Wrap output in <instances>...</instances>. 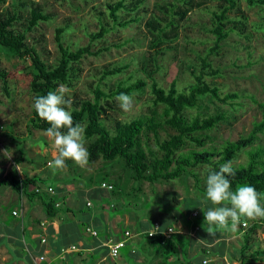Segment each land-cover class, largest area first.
I'll return each instance as SVG.
<instances>
[{
	"label": "trees",
	"instance_id": "1",
	"mask_svg": "<svg viewBox=\"0 0 264 264\" xmlns=\"http://www.w3.org/2000/svg\"><path fill=\"white\" fill-rule=\"evenodd\" d=\"M243 1L248 7L259 9L260 23L264 26V0ZM145 2L146 0H113L104 3L101 10L93 8L98 28L86 34L87 45L79 46L74 50L63 45L60 37L63 31L57 29L56 42L60 56L54 66L46 65L37 50L24 42L25 31L37 26L39 21L51 19L52 15L45 14L39 8H32L24 31L18 32L13 29L15 15L5 10L0 12V49L10 56L30 61L32 70L29 90L33 94L34 102V97L46 95L54 91L58 85L62 84L68 89L74 88L80 79L79 66L82 59L86 56L98 55L106 49L100 48L92 51V44L97 40H102L115 28H126L130 24L139 23L142 21V16H146L143 23L147 36L146 50L137 68L145 77L139 76L134 81H131L130 77L129 80L117 81L114 85H110L106 83V80L122 73L128 66L105 67L92 87V98L74 99L69 108L65 106L66 110L71 113L74 124H80L85 129V147L89 152V162L98 159L105 162L119 161L124 175V178L117 177L118 182L122 181L119 186L121 190L128 180H132L136 185L141 182L154 185L155 183H168L184 175L191 176L194 186L199 189L197 167H204L206 179L207 169L218 171L230 160L236 173L234 177H229L233 190L238 185H250L258 192L264 193V145L254 147L258 139L257 135L264 134V104H258L261 119L253 124L246 136L235 141L226 140L217 148L205 146L207 141H211L208 133L224 122L226 116L219 111L212 114L205 113L207 110L203 107L202 100L208 97L221 105H233L238 97L234 92L222 93L216 84L206 82L204 76L217 75V71L208 62V55L215 53L231 33L238 36L246 34L247 18L240 9V0H152L149 9H144ZM3 3L4 0H0V6ZM209 3L215 5L214 10L210 11L208 30L213 36V46L208 49L207 56L198 57L199 70L192 73V83L183 89H178L176 81L173 80L168 88H162L155 80V74L160 70V59L174 49L173 44L179 39L180 29L189 20V14L195 10H208L206 5ZM141 12L144 14L140 15ZM231 13L234 15L233 18L229 16ZM145 78L149 80L151 102L148 114L136 116L128 121L109 120L108 112L115 109L111 105L114 99L121 93L130 96L143 94L147 86ZM0 81L3 91L9 95L7 72L4 69H0ZM102 83L105 85L104 89ZM190 110L197 111L195 115H188ZM31 113V127L45 132L50 125L38 117L33 107ZM106 119H108V124L110 121V127L107 126ZM161 129H170L171 132H166V137L161 138L159 133ZM151 140L155 148L150 146ZM242 151L246 155V161L244 164L235 166L233 161ZM103 177L105 180L109 175L104 173L102 179ZM107 183L113 186L111 192L117 194L121 192V190H116L117 182ZM0 184H9L13 190L24 194L27 198L42 195V190L35 192L33 189L34 186L40 184V179L35 177L17 179L14 175L1 181ZM50 186L54 189L51 184ZM138 190L136 188V191ZM200 191L205 194L204 190L200 189ZM49 196V199L44 202V209L50 216L56 211L54 210V205L57 206L54 202L56 191L54 195ZM195 203L197 207L192 209L190 215L196 210L198 216L195 219H204V214L199 209L202 207L201 203ZM261 203L264 204V199ZM203 207V210L207 211L215 206L208 203ZM258 227L264 229V218H259L252 224L247 223L245 229L238 226L236 232L241 233L239 254L235 257L238 264H253L256 261L264 263V247L250 251L251 237ZM144 236L150 239V245L158 248L161 254H178L180 250L183 256L180 264H192L188 257L191 243L188 237L173 234L164 241L160 235L151 238ZM216 236L219 237V232L214 237ZM199 251L204 256L210 254L204 249Z\"/></svg>",
	"mask_w": 264,
	"mask_h": 264
},
{
	"label": "rangeland",
	"instance_id": "2",
	"mask_svg": "<svg viewBox=\"0 0 264 264\" xmlns=\"http://www.w3.org/2000/svg\"><path fill=\"white\" fill-rule=\"evenodd\" d=\"M107 1L113 0H4L0 6V12L6 10L15 15L13 29L18 32L24 31L32 8H39L45 14L52 15L51 19L39 21L37 26L25 31L24 42L37 50L46 65L54 66L60 56L56 42V30L63 31L60 34L61 41L64 46L70 47L71 50L87 45L88 37L86 34L94 32L98 28L93 8L101 10ZM151 4L152 0H146L144 9H149ZM206 6L209 8L208 10H195L189 14V20L180 29L179 39L173 44L174 49L160 59V70L155 74V80L162 88H168L173 80L176 81L178 89H183L192 83V73L199 70L198 57L207 56L208 49L213 46V36L208 30L210 28V11L214 10L215 5L209 3ZM239 6L247 18L246 34L245 36H238L231 33L215 53H210L207 59L212 68L217 71V75L204 76L206 82L216 84L222 93L234 92L238 97L233 105H221L208 97L202 100V105L207 110L205 113L212 114L219 111L226 116L224 122H221L208 133L211 141L206 142V147L214 146L217 148L226 140L235 141L246 136L251 131L253 124L261 119V110L258 104H264V26L260 23L258 8L248 7L243 0H240ZM142 14L144 13L141 12L140 15ZM229 16L234 17L232 13ZM145 19L146 16L143 15L142 21L139 23L130 24L126 28H115L107 33L102 40L95 41L92 44V51H97L100 48L106 49H103L98 55L86 56L82 59L79 66L81 69L80 79L74 88L69 89L70 91L65 98L72 102L74 99L92 98V87L96 84L105 67L128 66L122 73L106 80V83L110 85H114L117 81L129 80L130 77L131 81L139 76L144 78V74L137 68L146 50L147 36L143 27ZM0 69L7 72V89L9 92L7 95L3 91L0 81L1 166L10 163L12 168L19 166L20 173L23 170H28L30 174V171L36 172L38 165L42 164L41 167H45L44 173L49 172L48 180L51 184L58 186L72 184L85 189L90 187L92 192L88 196L93 202V207L99 203L98 200L95 201L93 194L100 195L102 201L108 205L106 209H100L101 213L104 212L108 217L121 216L122 214L135 216L140 224H144L145 228L139 229L138 226L135 227L134 225L129 227L133 230L138 229L139 232L149 229L152 220L158 219V216L163 214L172 215L186 222L196 220L189 216L192 209L197 207L195 202L200 203L205 195L200 191L202 189L205 192L206 188L203 166L196 168L199 189L194 186L191 176L184 175L177 180L168 183H155L154 185L147 182L136 185L132 180H128L121 190L119 186L122 181H117L119 176L124 178L120 162H105L102 159L88 162L84 168L75 165L71 160H67L64 169L53 173L47 164V160H52L51 158H54L56 154L53 141L45 136L44 131L33 129L30 125L33 105V94L29 90L32 70L30 61L10 56L3 49H0ZM145 81L147 86L144 93L131 95L133 97L131 111H122L119 102L114 99L111 105L115 109L108 112L109 118H107L109 120L128 121L136 116L148 114L151 105L149 80L145 78ZM102 88H105L103 83ZM196 111L190 110L188 115H195ZM108 119L106 122L107 126L110 127L111 124L110 121L108 124ZM166 130H159L161 138H165L166 134L171 132L170 129ZM257 136L258 139L254 147L264 145V134ZM150 146L155 148L152 140ZM245 161L246 155L242 151L233 161V164L236 166L244 164ZM104 173L109 175L105 180L104 177L102 179ZM109 181L117 182L116 190H121L118 195L115 192L100 188L102 182L107 183ZM136 188L139 190L136 191ZM111 198L118 206L116 210L111 209ZM99 219L102 221L101 217ZM167 221L168 225L175 226V220L172 218H168ZM252 222L254 221L247 223L252 224ZM202 231L205 232L204 227ZM103 232L105 233L104 230H101L100 235H104ZM231 232L237 233L236 231ZM137 238V242L134 240L133 248L142 254V246L149 244L150 239L144 235L137 236ZM263 247L264 229L258 227L251 237L250 251ZM153 250L152 257L156 253L161 254L158 248L154 247ZM203 257L205 256L195 249L189 260L192 264H201ZM214 264L221 263L216 262Z\"/></svg>",
	"mask_w": 264,
	"mask_h": 264
},
{
	"label": "crops",
	"instance_id": "3",
	"mask_svg": "<svg viewBox=\"0 0 264 264\" xmlns=\"http://www.w3.org/2000/svg\"><path fill=\"white\" fill-rule=\"evenodd\" d=\"M41 166L42 164L38 165L37 171H30L29 174L28 170L20 173L19 166L12 168L10 163L0 165V182L15 175L17 179L25 177L40 179V184H37L39 186L51 184L48 180L49 172L44 173L45 167ZM51 185L56 191L54 202L57 206L54 205L56 211L49 216L44 209V202L50 197L46 192L42 191L40 196L27 198L24 194L13 190L9 184H0V264H33L35 258L41 254L49 264H131V262L132 264H180L183 261L180 250L178 254L156 253L152 257L154 247L150 243L143 245L142 254L139 253L133 248V244L137 242V236H141L139 233L143 230L139 232L138 229L133 230L129 226L134 225L142 229L145 228L144 224H140L137 217L129 214L108 217L104 212L101 213L100 209H106L108 205L102 201L100 195L93 194L95 201H99L98 205L93 207V202L88 196L92 192L90 187L85 189L72 184ZM87 203L90 205L87 206ZM110 203L116 206L115 201L112 200ZM116 208L118 206L111 209L116 210ZM13 212L17 214L14 215ZM170 216L163 214L152 221L159 222L163 227H173L175 234L188 237L191 240L188 257L195 249H204L210 254L201 258V264H203L202 260H206V264L216 262L238 264L235 257L239 254L241 233L221 230L218 231L219 237L209 236L206 231H202L203 218L186 222ZM189 217L195 219L191 215ZM168 218L175 220V226L168 225ZM87 227L95 230L97 237L88 235L85 232ZM101 230L105 231L104 235H100ZM126 230H129L131 235H135L127 240L119 256L111 259L104 245L105 241L110 238L119 239ZM42 239L45 243L41 242ZM70 246H75L76 250L61 253V249ZM253 264L264 263L256 261Z\"/></svg>",
	"mask_w": 264,
	"mask_h": 264
},
{
	"label": "clouds",
	"instance_id": "4",
	"mask_svg": "<svg viewBox=\"0 0 264 264\" xmlns=\"http://www.w3.org/2000/svg\"><path fill=\"white\" fill-rule=\"evenodd\" d=\"M69 91L66 86L58 85L54 91L34 97L32 105L38 117L50 125L45 136L53 141L56 153L48 163L53 173L64 169L67 160L81 168L89 162V152L85 147V129L80 124H74L71 113L65 108L72 103L65 98ZM116 100L122 111L132 110V96L121 93ZM235 175L230 160L218 171L207 169L205 195L200 201L202 207L199 209L204 214L202 227L209 236H215L221 230L236 231L241 223L246 225L248 221L264 218V204L261 203L264 193L250 185H238L233 190L229 177ZM208 203L215 207L204 211L203 205Z\"/></svg>",
	"mask_w": 264,
	"mask_h": 264
},
{
	"label": "built area",
	"instance_id": "5",
	"mask_svg": "<svg viewBox=\"0 0 264 264\" xmlns=\"http://www.w3.org/2000/svg\"><path fill=\"white\" fill-rule=\"evenodd\" d=\"M100 188H103V189H106L108 191H111L113 189V186L111 184H107L105 182H102L100 184ZM33 189H34L35 192H39L40 190H42V191H45L46 193H48L49 195H54L55 194V190L50 186V184L41 185V186L36 185V186L33 187ZM89 205H90V203H87V206H89ZM113 207H115V206L113 204H111V208H113ZM13 214L16 215L17 213L13 212ZM191 216L195 218V217L198 216V213L196 211H194L191 214ZM240 227L245 229L247 227V224L245 225L244 223H241ZM85 232L88 235H90L91 237H94V238L97 237V232L95 230H93L92 228H89V227L85 228ZM175 233H176V231L172 227L163 228L159 224V222L153 221L152 225H151V227L149 229L143 230L139 234L140 235H146L149 238L155 237L157 235H160V236L163 237L164 241H166ZM152 234H154V235H152ZM149 235H151V236H149ZM131 237H132V235H131V233L129 231H124L122 233V236L119 239H111V238L107 239L105 241L104 245H105V247L107 249L108 256L111 259H116L119 256L120 250L126 246L127 240L129 238H131ZM41 242L45 243V240L42 239ZM67 250H70V251L74 250L75 251L76 247L75 246H70L68 248H63V249H61V253H65ZM203 263L205 264L206 261L204 260ZM33 264H49V263L47 262L45 256L43 254H41V255H38L35 258ZM226 264H231V263L230 262H226Z\"/></svg>",
	"mask_w": 264,
	"mask_h": 264
}]
</instances>
